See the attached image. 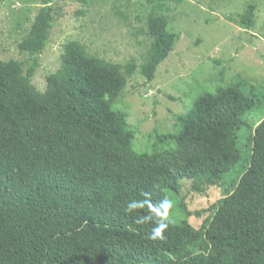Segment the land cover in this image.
Masks as SVG:
<instances>
[{"label": "trees", "instance_id": "1", "mask_svg": "<svg viewBox=\"0 0 264 264\" xmlns=\"http://www.w3.org/2000/svg\"><path fill=\"white\" fill-rule=\"evenodd\" d=\"M39 1L19 43L29 60L0 59V264H264V119L253 130L246 119L264 98L240 76L202 93L151 152L134 149L112 107L136 71L152 81L174 50L168 4L183 0H145L153 41L143 63L107 61L70 40L45 91L32 79L57 11ZM256 9L250 0L229 18L251 31ZM245 127L252 154L238 182L207 208L181 201L171 215L169 193L181 196L184 183L224 187ZM204 214L200 227L189 222Z\"/></svg>", "mask_w": 264, "mask_h": 264}, {"label": "rangeland", "instance_id": "2", "mask_svg": "<svg viewBox=\"0 0 264 264\" xmlns=\"http://www.w3.org/2000/svg\"><path fill=\"white\" fill-rule=\"evenodd\" d=\"M249 1L183 0L168 4V29L180 35L174 50L158 66L152 81L136 71L112 102L113 109L126 115L135 132V150L151 152L156 134L177 132L181 127L179 117L200 94L215 92L239 76L258 97L264 98V0H255L256 24L251 31L229 18L238 17ZM53 4L57 18L32 79L40 91L46 90L47 77L61 67L64 45L70 40L80 42L90 55L107 61H145L153 41L147 29L149 6L145 0H92L88 5L53 0ZM40 6L39 0H0L1 60H29L19 43ZM246 119L253 130L264 119V103L258 104ZM248 137V128L239 130L243 158L226 176L224 187L211 186L198 192L184 183L181 196L169 193L171 215L178 214L181 201L190 211L207 208L223 197L225 186L231 188L238 182L250 165ZM206 216L191 215L189 222L200 227Z\"/></svg>", "mask_w": 264, "mask_h": 264}]
</instances>
